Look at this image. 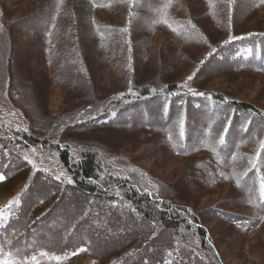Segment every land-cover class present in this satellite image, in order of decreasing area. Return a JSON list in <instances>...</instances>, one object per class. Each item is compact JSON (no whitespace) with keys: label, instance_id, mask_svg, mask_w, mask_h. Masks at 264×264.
<instances>
[{"label":"trees","instance_id":"16d2710c","mask_svg":"<svg viewBox=\"0 0 264 264\" xmlns=\"http://www.w3.org/2000/svg\"><path fill=\"white\" fill-rule=\"evenodd\" d=\"M261 80L264 0H0V264H264Z\"/></svg>","mask_w":264,"mask_h":264},{"label":"rangeland","instance_id":"374dc122","mask_svg":"<svg viewBox=\"0 0 264 264\" xmlns=\"http://www.w3.org/2000/svg\"><path fill=\"white\" fill-rule=\"evenodd\" d=\"M2 1H8V0H2ZM14 1L15 0H13V2ZM33 25L35 26V24H33ZM227 78H229L228 75L225 76L222 79H215L214 83L213 84H209L208 86L210 88H212L213 86L214 87H218V88L224 89L226 91H232L233 90L232 92H236L237 89L241 88V86H236L237 84H233ZM231 78H233V77H231ZM257 85L259 86V90H258L257 93L254 92V91H252V92L249 91L250 95L245 94V96H242L241 98L243 100L253 101L254 103L264 105V88L261 86V85H264V82L261 80V82L260 83L258 82ZM241 115H242L241 117H243V121L241 120L242 118L240 120H238L239 123H240V126H245L246 127V126H249L251 123H253V124L255 123L256 124V123L259 122L258 119L253 114H252L253 116L250 113H244V114H241ZM247 118H248V120H247ZM192 132H193V134L197 133V131H192ZM194 138H195V135L193 136V139ZM29 154L30 153H28V156L30 157ZM35 154H37L36 151H33V156ZM33 156H32V159H33ZM159 158H160L159 155H150L148 158H145L142 161V163H144L147 166H151L153 161L156 160V159L159 160ZM39 159H40V156H39ZM48 164L54 165V164H56V160L55 161L53 160L52 162H48L46 165H48ZM169 167L170 166L169 165H165V162L163 161L162 165L158 169L159 174H161L162 176L167 178V174L170 173V168ZM165 172H167V174H164ZM0 176H2V175H0ZM177 176H178V174H175V175H172L171 178L175 179ZM5 186H7V185H5L4 180L3 179L0 180V204L3 203V201H5V200L10 198V194L6 193V191H5ZM223 192H224L223 190L217 189V192L211 193L210 196H208L207 198H209V197L212 198V195L214 194L213 198L215 199L219 195L222 196ZM95 199H99V197H95ZM76 205L77 204L73 203V204H71V207L73 209H75ZM85 213L90 216L89 225H87V226L76 225V227H74V229H72L69 233L65 234V239L61 243L62 245H66V244L72 243L75 240L76 236H78L80 234H85L86 233V229H91L92 234H93V236L95 238H97L99 240H102V239H106L107 240L109 237H111L112 235H114L117 232L130 231V230L134 229L135 226H136L134 221L125 218V219L121 220V223L119 225H116L113 228H108V227L105 228V226L103 225L104 222H106L107 219L112 217V215H111V213L109 211L103 217L102 216L98 217L96 215V213H91V210H89V209L86 210ZM59 214L64 216L67 213L65 211H63L62 209H59ZM52 225L58 226L59 222L56 221V222H53L52 224L46 225L44 230H48L50 228V226H52ZM212 225H214V223ZM217 227L218 228L223 227V224H219ZM52 235H55V234L53 233ZM248 244L250 245V243H248ZM252 244H253V242H251V245ZM230 248L234 249L231 246H230ZM223 251L225 252V248H223ZM253 252H255V250H253ZM226 254H227L226 258L230 259V260H232V258L235 260L238 257L236 249L227 250ZM68 260L69 261H67L66 264H99L95 259H92L90 256H88L84 250H79V251L75 252ZM237 264H242V263H237ZM248 264H250V263L248 262Z\"/></svg>","mask_w":264,"mask_h":264},{"label":"snow or ice","instance_id":"6c2138e0","mask_svg":"<svg viewBox=\"0 0 264 264\" xmlns=\"http://www.w3.org/2000/svg\"><path fill=\"white\" fill-rule=\"evenodd\" d=\"M2 179H4V177L3 176H0V180H2Z\"/></svg>","mask_w":264,"mask_h":264}]
</instances>
